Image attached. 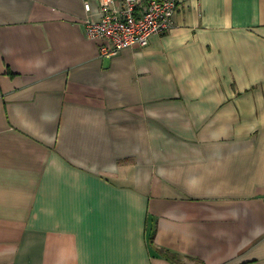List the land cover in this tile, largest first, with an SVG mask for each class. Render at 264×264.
<instances>
[{
	"label": "crops",
	"instance_id": "obj_1",
	"mask_svg": "<svg viewBox=\"0 0 264 264\" xmlns=\"http://www.w3.org/2000/svg\"><path fill=\"white\" fill-rule=\"evenodd\" d=\"M179 1L100 57L98 0H0V264H264V0Z\"/></svg>",
	"mask_w": 264,
	"mask_h": 264
},
{
	"label": "built area",
	"instance_id": "obj_2",
	"mask_svg": "<svg viewBox=\"0 0 264 264\" xmlns=\"http://www.w3.org/2000/svg\"><path fill=\"white\" fill-rule=\"evenodd\" d=\"M100 16L84 21L87 36L102 39L100 57H113L131 47H144L154 35H165L175 26L179 0H98ZM87 12L92 11L86 2Z\"/></svg>",
	"mask_w": 264,
	"mask_h": 264
},
{
	"label": "trees",
	"instance_id": "obj_3",
	"mask_svg": "<svg viewBox=\"0 0 264 264\" xmlns=\"http://www.w3.org/2000/svg\"><path fill=\"white\" fill-rule=\"evenodd\" d=\"M162 252L168 259L173 260L177 264H181L178 254L170 252V251H166V250H163V249H162Z\"/></svg>",
	"mask_w": 264,
	"mask_h": 264
}]
</instances>
